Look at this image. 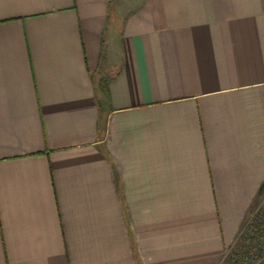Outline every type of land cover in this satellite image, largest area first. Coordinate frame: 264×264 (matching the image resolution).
Returning a JSON list of instances; mask_svg holds the SVG:
<instances>
[{
	"label": "crops",
	"instance_id": "crops-1",
	"mask_svg": "<svg viewBox=\"0 0 264 264\" xmlns=\"http://www.w3.org/2000/svg\"><path fill=\"white\" fill-rule=\"evenodd\" d=\"M264 184V0H0V264H220Z\"/></svg>",
	"mask_w": 264,
	"mask_h": 264
},
{
	"label": "rangeland",
	"instance_id": "rangeland-1",
	"mask_svg": "<svg viewBox=\"0 0 264 264\" xmlns=\"http://www.w3.org/2000/svg\"><path fill=\"white\" fill-rule=\"evenodd\" d=\"M220 264H264V192Z\"/></svg>",
	"mask_w": 264,
	"mask_h": 264
},
{
	"label": "trees",
	"instance_id": "trees-1",
	"mask_svg": "<svg viewBox=\"0 0 264 264\" xmlns=\"http://www.w3.org/2000/svg\"><path fill=\"white\" fill-rule=\"evenodd\" d=\"M264 192V184L262 185V188H261V195L263 194Z\"/></svg>",
	"mask_w": 264,
	"mask_h": 264
}]
</instances>
